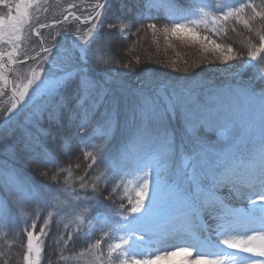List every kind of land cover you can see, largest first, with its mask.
<instances>
[{
  "label": "snow or ice",
  "instance_id": "obj_1",
  "mask_svg": "<svg viewBox=\"0 0 264 264\" xmlns=\"http://www.w3.org/2000/svg\"><path fill=\"white\" fill-rule=\"evenodd\" d=\"M113 2L92 0L86 16L69 4L54 24L71 18L88 27L65 28L46 42L40 29L49 25L37 13L47 9L40 0H0L7 9L0 13V45L6 46L0 48V96L8 74L14 77L12 102L0 107V190L6 196L0 223L23 221V264H41L46 240L60 260L72 259L66 251L84 240L88 247L76 255L91 252L94 264H160L180 253L190 258L184 264H264V0H121L122 16L111 19ZM161 15L167 23L158 27ZM238 25L249 33L248 59L217 71L252 69L249 81L237 71L231 73L236 82L224 87L176 85L146 67L136 73L138 83L115 79L141 63L138 56L123 62L114 55L118 38L148 31L154 39L158 32L184 37L227 64L241 53L218 40L226 41L229 30L240 36ZM33 34L40 38L35 56L25 43ZM28 60L36 63L25 73L17 66ZM122 99L130 101L127 135L117 148L113 130ZM45 113L53 120L64 113L73 117L89 161L84 175L74 178L79 191L69 183L71 168L60 163L39 129ZM201 131L216 132L217 142ZM71 146L65 140L60 153L67 157ZM52 169L59 170L53 181L66 174L63 185L35 178L49 177ZM224 188L230 197L219 195ZM54 219L62 231L49 240ZM95 233L100 238L92 243Z\"/></svg>",
  "mask_w": 264,
  "mask_h": 264
},
{
  "label": "trees",
  "instance_id": "obj_2",
  "mask_svg": "<svg viewBox=\"0 0 264 264\" xmlns=\"http://www.w3.org/2000/svg\"><path fill=\"white\" fill-rule=\"evenodd\" d=\"M59 2H62L61 6L58 7H53V5L49 6V9L47 10V17L44 20H42V23H49V22L61 20L63 18V15L66 14V12L62 10L63 7L62 5H64L67 8V6L72 3H75L79 6L77 9H72V11H75L78 15H84V16L88 15V11L86 10L87 9L86 5L92 2V0H59ZM255 3L259 4L260 0H255ZM123 12L124 9L121 6V0H114L112 7V14L110 18L115 19L117 17H121ZM50 17H54V18L51 19ZM124 18L128 20L131 19V17H124ZM150 22L153 21H148V20L144 21L145 24ZM164 23H167V21L164 20L163 15H161L160 22L158 23V27H160ZM78 24H79L78 21L73 20L65 24L49 26L48 28L42 29V35L45 36L44 33H46L47 30H51L52 33L55 34L56 32H62L65 28L73 29L74 27H77ZM229 24H231V21L229 22ZM138 27L139 25L137 24L135 27L132 28V31L135 32L136 28ZM237 31L241 32L242 34L240 36H237L236 33H233L231 30H229L228 39L226 41L218 40V42H222V43L226 42L231 44L235 51L241 53V55L237 60L232 61V65H241L248 59L247 56L248 49L244 45V37L248 36L249 33L245 29H243L242 25L237 26ZM161 34L162 33L159 32L156 33L155 39L153 38V35L150 31H148L147 34L142 33L139 36L129 35L127 39L118 38L120 47L118 49H113L114 55L120 61L123 62H127L129 59L138 56L140 58L141 63L139 65H135L133 63V70L131 73H129L128 77L126 78L116 77L115 79L116 80L127 79L130 84L133 82L138 83V81H134L135 75L137 72H139L140 68L146 67L155 70V73L160 80L168 81L172 84L184 85V83H189L191 81H195V82L197 81V83L200 81L205 86L224 87L229 83L236 82V78L233 77L231 74L232 72L240 71L241 74L239 79L242 81H249L255 74L254 70L252 69L240 70L239 68H233L230 74H221V73L219 74L216 72L217 70L210 72L207 71V69L201 68L199 70L200 72L199 77H194V76L192 77L190 76L191 74H186L184 77L180 78L179 75H177V72L172 73L168 70L167 66L164 67L165 66L164 61L166 62L170 60L169 59L170 56L168 54L165 45H163L159 40L162 37ZM56 38L57 40L60 39V37H56ZM53 51H55V49H53ZM35 63L36 62L31 61L28 62L26 66L32 67L35 65ZM21 67H25V66H21ZM119 70L124 72L128 71L125 68H120ZM105 79H111V77H105ZM260 86L261 85L257 83V89H259ZM112 87L114 88L117 87L115 81H113ZM129 103L130 101L127 99H122L120 102V115L118 117L119 124L115 126L113 130L114 146L117 148L120 146V144L123 142V140L127 135V131L125 129V122H124V112L126 111ZM101 111H104V108H101ZM21 119H23V117ZM176 127L177 129L179 128L178 125ZM39 129L42 132L48 134L46 136V139L48 140L51 147L57 149L56 154L59 156L60 163L65 168H69V167L71 168L73 177L69 179V183L74 182V186L76 187L77 191H79V182L78 180H74V178L84 175L89 161L85 160L83 152L80 150V147L77 143L76 128L73 123V117L71 116V114L64 113L61 115L59 120H53L48 117L47 113H45L43 118L39 122ZM177 135H179L178 131H177ZM69 139L71 140L72 146L69 155L66 157L60 153L59 148H62L63 142ZM96 143H101V141H96ZM118 162L119 161H117V163ZM76 164H79L80 167L76 168ZM58 171H59L58 169H52L49 171V177H43L37 175L35 178L37 180L44 181L45 183H49L52 185H56L57 183L63 185L65 182V175H66L63 172H61L57 176L56 181L50 179L51 175H53V173ZM85 179L87 180V177H85ZM0 196L3 200L6 199V196L2 190H0ZM102 196H107V191L104 192ZM105 202L111 203L112 201L106 200ZM26 212L28 213L29 216H31L33 212V207L29 206L26 209ZM43 215L44 214L42 213L41 219L37 221V231H39V227L43 221ZM29 222L31 221L29 220ZM22 227H23V221L18 220L15 223H10V225H8L7 229L4 231V234L0 235V264H23L24 250L20 247V244L24 240L23 234L21 232ZM58 231H62V225L58 229L56 221L54 219L52 230L51 232H49V240ZM96 236L97 235L94 234L91 241L92 243H94L96 239H99L96 238ZM70 247L73 248V251L71 252L66 251V255L72 257V259L60 260L59 254L53 250H50L48 241L46 240L44 246V252L42 253L43 255L41 258V264H79L78 262L79 256H77L76 254L86 249L88 247V243L85 242L84 240H78L75 243V245H70ZM106 247L107 244L104 241V243L101 244V249L104 250V248ZM85 254L88 256L89 254L92 253L85 252ZM89 261L92 262L90 264H94L93 254H92V259Z\"/></svg>",
  "mask_w": 264,
  "mask_h": 264
},
{
  "label": "rangeland",
  "instance_id": "obj_3",
  "mask_svg": "<svg viewBox=\"0 0 264 264\" xmlns=\"http://www.w3.org/2000/svg\"><path fill=\"white\" fill-rule=\"evenodd\" d=\"M53 3V4H52ZM62 2H59V0H47V4H44V0H40V5L42 8H46L47 10L49 9L50 5H53V7H58L61 6ZM88 5V4H87ZM86 5V7H87ZM62 10L66 12V7L62 5ZM47 10L46 11H40L37 13L39 16V22H42L47 17ZM7 9H5L2 5H0V13H6ZM32 12H36V8L33 7L31 9ZM62 13V11H61ZM86 16V15H85ZM53 19L54 17H50ZM69 21H73L71 18H69ZM34 23H38L34 21ZM49 25V23H47ZM77 27H80L82 32L86 30L87 25H82L78 24ZM85 28V29H84ZM41 34H42V29H40ZM42 35L45 38V41H49L54 34L52 33L51 30H47L46 33ZM162 37L159 39L163 45L167 48L168 54L170 56V60L164 61L165 66L168 67V70L172 73L177 72V75H179L180 78L184 77L186 74H191L190 76L194 77H199L200 72L199 70L201 68L207 69V71L213 72L215 70H223V69H229V66L232 65V61L228 62L227 64L222 62L221 60L216 59V56L218 55L217 53L214 52H208L205 53L201 45L199 43H194L189 39H186L184 37H175V36H169L165 37L163 34H161ZM39 37L35 36L34 34L31 36L30 41H26V45L29 48V55L34 54L35 52L39 51L38 47V42H39ZM57 39V38H56ZM71 38H69L70 40ZM6 46L0 45V48H4ZM35 48L36 51L33 52L31 49ZM22 51H23V45H22ZM166 51V52H167ZM55 52V51H54ZM167 56V53H166ZM165 56V57H166ZM17 59H20V57H17ZM207 62V63H206ZM209 62V63H208ZM28 63V62H27ZM25 66V67H21ZM35 66V65H34ZM32 66V67H34ZM19 69H21L23 72L28 73L29 67L31 66H26V65H18L17 66ZM217 73L221 74H230L231 72L229 71H216ZM10 74V73H9ZM8 74V75H9ZM14 80V77H11V87H13L12 81ZM185 81V80H184ZM188 81V80H187ZM193 83L196 84H202L200 81L197 83V81H191L189 83H184V85H191ZM9 85V84H8ZM7 85V88L5 89V94L0 96V107L4 106H9L12 102L11 99V94L9 92V86ZM203 85V84H202ZM2 86V84H0ZM203 135L209 142L215 143L218 140V136L216 132L211 131V132H203L201 131L200 133ZM119 163V162H118ZM131 179V177H129ZM132 188H134V183L129 185V194L134 196V192L132 191ZM123 195V193H122ZM219 195L222 197H230V193L227 188L221 189ZM0 201H3V199L0 196ZM127 203L126 199L124 201H117V205L119 203ZM13 223V222H11ZM10 225V222L5 224V223H0V235L4 234V231L7 229V226ZM96 238H100V233H95ZM105 243L108 244V239L105 238ZM112 242H116L113 240ZM106 248H104L106 252ZM43 255V254H42ZM161 255H163V252H161ZM92 259V254H89L88 256L85 254L84 256H79L78 257V262L79 264H90L92 263L89 260ZM186 259H190L187 257L185 254L180 253L177 254L176 256H172L169 258L164 259L163 261L160 262V264H184V261Z\"/></svg>",
  "mask_w": 264,
  "mask_h": 264
},
{
  "label": "water",
  "instance_id": "obj_4",
  "mask_svg": "<svg viewBox=\"0 0 264 264\" xmlns=\"http://www.w3.org/2000/svg\"><path fill=\"white\" fill-rule=\"evenodd\" d=\"M37 54V53H36ZM35 54V55H36ZM35 55H33V56H35ZM28 61H31V60H28ZM27 61V62H28ZM11 77H12V74L10 73V75H9V79H10V82H9V90H10V92H11Z\"/></svg>",
  "mask_w": 264,
  "mask_h": 264
}]
</instances>
